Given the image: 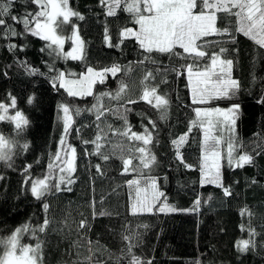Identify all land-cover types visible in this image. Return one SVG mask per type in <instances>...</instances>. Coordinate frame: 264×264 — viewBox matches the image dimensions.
Wrapping results in <instances>:
<instances>
[{
    "label": "trees",
    "instance_id": "1",
    "mask_svg": "<svg viewBox=\"0 0 264 264\" xmlns=\"http://www.w3.org/2000/svg\"><path fill=\"white\" fill-rule=\"evenodd\" d=\"M68 7L83 19L73 16L70 23L63 25V52L73 44L75 26L83 41L82 60L49 55L45 48L48 42L25 33L23 24L10 18L8 24L22 35L5 37L0 28V103L8 107L7 113H0L5 117L0 120V138L11 142V160L0 161V242L9 239L17 228L28 225L30 230L19 234V244L34 248L39 242L42 264H129L125 239L129 235L139 241H133L134 254L152 264H264V48L236 32L235 16L217 13V27L228 28L235 36L234 44L221 45L228 49L221 59L233 61L230 75L239 89L232 97L212 99L205 105L220 109L239 105L233 155H252L254 163L233 167L223 161V187L201 185L203 130L198 122H192L197 121L194 109L203 104L192 103L186 71L192 61L145 53L134 38L125 40L119 48L108 47L105 27L112 43H118L123 28H138L131 14L120 8L115 16H108L100 0H68ZM26 11L34 13L39 9L27 0H16L12 15L22 17ZM204 39L215 42L227 41L229 37ZM9 45L16 47L10 50ZM205 50L209 54L219 52L220 46L214 43ZM175 51L183 54L179 47ZM206 63L207 59L201 67ZM114 64L121 70L115 76L107 74L103 84L97 82L92 96L69 97L64 89L57 91L51 84L50 77L56 72L75 73L76 78L88 67L104 70ZM25 65L44 75H30ZM173 69H179L181 75ZM149 73L152 75L146 80ZM121 85V98L113 99ZM153 88L155 95L167 100L166 106L155 107L154 96H150L151 103L141 99L146 90L151 92ZM102 93L111 96L99 101L104 115L97 120L96 113L88 109L98 103L94 97ZM10 98L16 99L15 108L11 107ZM29 98L32 103H28ZM61 104L69 106L73 121L66 141L76 149L72 173L75 182L67 185L71 191L53 188L37 200L31 194V181L49 174L48 165L61 147ZM77 108L82 109L79 115L75 114ZM16 111L28 121L22 130L16 128L15 120L8 119ZM128 127L137 134H144L147 128L152 134L153 142L147 147L156 163L149 169L143 168L141 154L136 151L144 146L143 142L119 134ZM98 134L100 152L109 156L107 161L101 155H90L96 151L93 141ZM185 134L186 142L179 151L191 168L176 159L172 143ZM24 144L28 145L26 150ZM123 159H131V167L136 170L124 173ZM97 164L101 165L100 173ZM29 165L31 168L25 173ZM59 172L58 168L52 169V184L58 181ZM149 177L156 178L167 203L179 211L131 214L128 181ZM224 188L231 194L226 196ZM197 200L201 203L195 209ZM45 203L49 205L47 211ZM45 219L50 223L44 232H39ZM82 220L88 222L87 229L79 227ZM33 229L37 231L33 233ZM252 231L255 236L250 234ZM247 240H254L255 247L239 251L238 242Z\"/></svg>",
    "mask_w": 264,
    "mask_h": 264
},
{
    "label": "snow or ice",
    "instance_id": "2",
    "mask_svg": "<svg viewBox=\"0 0 264 264\" xmlns=\"http://www.w3.org/2000/svg\"><path fill=\"white\" fill-rule=\"evenodd\" d=\"M28 3L35 4L39 11L28 12L24 15H12V8L16 3V0H0V28H2L3 35L19 36L22 33H18L15 28L8 24L10 18L14 23H22L25 33H30L32 36L39 37L41 40L48 42L45 48L48 49V54L55 53L57 57L65 60H82L83 59V41L80 40L78 32L73 26V44L72 51L64 53L63 43L64 37L60 34L63 25L70 23V18L75 16L78 19H83L78 12L73 11L68 7V0H27ZM101 5L106 7V14L108 16H115L117 9L122 8L124 11L131 14L136 25L139 26L138 30L125 27L121 30L119 36V42L113 44L109 30L105 27V43L108 47L119 48L125 40L134 38L139 47L148 54L153 52L168 54L170 57L181 56L182 59H190L192 62L187 64L186 71L188 82L190 86L192 103L204 104L212 99L229 98L236 94L239 89V84L236 80L231 78L230 71L233 66V61L230 59H221L224 53L228 51L227 48L221 46L223 43H235V36L229 31L228 28L221 29L217 27L218 16L217 13H224L228 17H236V32L254 40L261 48H264V0H100ZM34 25V26H30ZM209 36L229 37L227 41H208L204 38ZM220 46L219 52H212L209 54L205 49L212 44ZM55 46V47H53ZM15 45H9L10 50L15 49ZM179 47L183 49V54L177 53L175 49ZM45 49H41L43 52ZM145 59H150V56H146ZM207 59L208 63L201 67V63ZM154 62V61H153ZM184 66L182 65L181 68ZM26 70L30 75H44L39 72L38 69H30L25 65ZM52 71V68L49 69ZM120 66L113 65L111 68H105L102 71H96L91 67L87 68V72L82 74L78 79L75 78V73L71 72H56L50 77L51 84L57 91L61 88L67 92L69 97H85L93 95V86L99 82L103 84L105 82V74L111 73L113 76L119 72ZM177 72V75H181L179 69H173ZM149 73L145 79L151 77ZM72 77V78H69ZM124 92V87L121 85L120 90L116 93L113 99H120L121 93ZM103 96H111V93H102L94 98L97 100V104H94L90 112L96 113V119L100 120V117L104 115L101 111L99 101ZM150 96H154L156 100L155 107H161L167 105V100L160 96L155 95V89H151V92L145 91L141 99H144L151 103ZM11 99V107H16V99ZM135 103V101H129ZM264 102V101H262ZM28 103H32V99L29 98ZM60 110L63 112L64 129L63 135L60 138V149L55 154V159L48 165L49 174L43 179H36L31 181V194L40 200L47 193L54 188L56 191L67 190L71 191L67 185L74 183L72 173L75 172V159L76 149L67 144L66 137L69 135L72 126V116L69 106L65 104L60 105ZM82 109L77 108L75 114L79 115ZM110 111V109L106 110ZM195 115L198 118L199 123L204 122V118H209L208 123L215 127H226L227 131L231 134L228 141V163L230 166L235 163L236 167H243L245 164L254 163V156L252 155H240L237 159L233 156L235 151V131L236 122L239 114V105H233L227 110L216 109H202L195 108ZM8 107L4 103H0V113H7ZM216 117L215 120L211 119ZM5 117L0 115V120ZM127 124L126 116H121ZM8 119L16 121V128L22 130V126L26 125L28 121L22 116L20 111H16L14 116L8 117ZM151 123V122H150ZM193 125L197 124V121L192 122ZM191 127L189 132H191ZM207 133V129L205 130ZM120 135L128 136L129 139L136 141H142L143 147H138L141 164L143 168L149 169L150 165L156 163V157L151 155L150 149L147 147L153 142L152 134L145 129L144 134H137L131 132V128L128 127L124 131L119 132ZM186 135L181 136L179 140H173L172 143L176 147V159L186 167L192 166L187 164L184 160L182 153L179 151V147L186 142ZM101 137L98 134L96 140L93 143L96 144V151L92 154L101 155L104 161L109 159V156L103 155L100 152ZM212 140V143H208ZM88 143V141H84ZM221 143L220 139L215 137H209L206 135L204 143V155L200 165L201 172V185L204 184H216L218 187H223L220 177V165L219 160L221 158L220 152L217 150V146ZM26 150L27 144L23 145ZM6 149V150H5ZM61 152H64V156H61ZM11 142H4L0 138V161L11 160ZM261 153H257L259 155ZM123 172L135 171L136 169L131 167V159H123ZM28 168H25V173L28 172ZM58 168L63 175L59 176L58 181L55 184L51 183L52 169ZM97 172H101V165H96ZM3 179V177H0ZM25 180V183H28ZM140 180L128 181L129 186H135L136 196L135 203L132 207V215H137L145 212H172L179 211L174 206L167 203L166 194L160 191L157 185L156 178L149 177L144 183L146 188L143 190V195L140 188ZM61 185H65V189H61ZM224 194L230 195V191L224 188ZM200 200H197L194 204V208L198 209L200 206ZM45 211L48 210L49 205L45 203L43 205ZM104 213H100L103 215ZM49 220L45 219L43 225L38 228L39 232H44L49 225ZM79 227L81 229H87L89 227L86 220L80 222ZM29 226L24 225L22 228H17L15 233L10 237L7 242L10 245V250L6 252L5 257L0 260V264L6 261L7 264H42L40 260L41 244L38 242L34 248L28 246L19 245V234L29 231ZM33 233L37 231L32 230ZM255 236V232L250 233ZM128 241V247L126 254L131 257L129 264H152L151 260H142L136 256L133 252L135 246L133 241L139 243L135 236H126ZM255 247L254 240L240 241L237 244V248L241 252L248 251L249 248ZM19 247V255H16V250Z\"/></svg>",
    "mask_w": 264,
    "mask_h": 264
},
{
    "label": "rangeland",
    "instance_id": "3",
    "mask_svg": "<svg viewBox=\"0 0 264 264\" xmlns=\"http://www.w3.org/2000/svg\"><path fill=\"white\" fill-rule=\"evenodd\" d=\"M132 29L133 30H138L139 29V26H138L137 29L136 28H132ZM72 43H73V40H72ZM64 45H65V43H63V48H64ZM73 47H74V44H72L71 48H69L67 50H64V53H67V52L72 51ZM96 71H102V70H96ZM85 73H83V74H85ZM107 74H111V73L110 72L109 73H106L105 76ZM76 78L78 79L79 77H76ZM187 79H188V77H187ZM189 89H190V86H189ZM191 99H192V96H191ZM209 102H210V100L207 103H209ZM205 104L206 103H204L203 106H200L198 108H202V109H216V108H212V107H210V108L209 107H206ZM197 105H200V104H197ZM221 110H227V109L221 108ZM61 116L62 117L64 116V114H63L62 111H61ZM208 119L209 118H204V122L201 124V123H199L198 118L196 117V120H197L198 124L202 127V130H203V135H202L203 147H202V158H201V161L203 160V155H204L203 148H204V143H205V137H206V135L209 136V137H215L217 139H220L221 140V143L217 146V150L220 152V155H221V158L219 160L220 177H221V164L223 163V161H225L227 164H229L228 163V159H227V155H228V141H229V139H227V138L229 137L230 133L227 131L226 127H223V126H221V127H215V126L209 125ZM211 119L215 120L216 117H212ZM206 129H207V133L205 131ZM212 142H213L212 140H209L208 141V143H212ZM63 156H64V152H63ZM239 156L240 155H238L236 158L238 159ZM232 166L234 167L235 166V163H233ZM60 175H63V173H60L59 172L58 179H59V176ZM146 179H141L140 180V182H141L140 183V188H141L142 195H143V190L146 188V185L144 183V181ZM200 180H201V178H200ZM130 196H131V199H130V207H131L135 203V196H136L135 186H131ZM131 211H132V207H131ZM172 212H174V211H172ZM9 239L0 242V260H2V258L5 257L6 252L10 250V245L7 243L9 241ZM19 245L20 246H27V245H21V244H19ZM28 247H32V246L29 245ZM19 254L20 253H19V247H18L17 250H16V255H19ZM3 264H7V262L6 261H3Z\"/></svg>",
    "mask_w": 264,
    "mask_h": 264
}]
</instances>
